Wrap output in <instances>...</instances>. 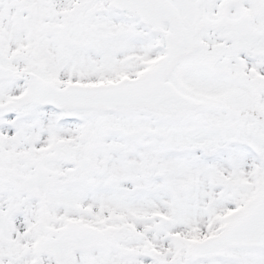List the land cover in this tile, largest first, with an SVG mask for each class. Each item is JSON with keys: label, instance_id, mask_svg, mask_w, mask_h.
<instances>
[{"label": "snow or ice", "instance_id": "obj_1", "mask_svg": "<svg viewBox=\"0 0 264 264\" xmlns=\"http://www.w3.org/2000/svg\"><path fill=\"white\" fill-rule=\"evenodd\" d=\"M0 264H264V0H0Z\"/></svg>", "mask_w": 264, "mask_h": 264}]
</instances>
